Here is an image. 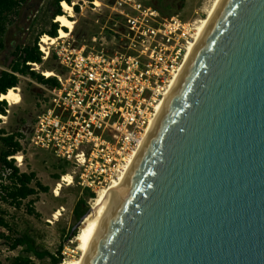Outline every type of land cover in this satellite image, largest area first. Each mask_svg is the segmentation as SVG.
<instances>
[{
	"label": "water",
	"instance_id": "95a60500",
	"mask_svg": "<svg viewBox=\"0 0 264 264\" xmlns=\"http://www.w3.org/2000/svg\"><path fill=\"white\" fill-rule=\"evenodd\" d=\"M80 264H264V0L219 1Z\"/></svg>",
	"mask_w": 264,
	"mask_h": 264
},
{
	"label": "built area",
	"instance_id": "2783aa9c",
	"mask_svg": "<svg viewBox=\"0 0 264 264\" xmlns=\"http://www.w3.org/2000/svg\"><path fill=\"white\" fill-rule=\"evenodd\" d=\"M129 1L115 3L116 14L124 17V21H112L110 27L104 26L92 34L87 43L77 44L72 31L64 38H59L58 34L55 42L46 34L37 36L35 44L41 52V63L25 62V65L30 72L40 73L45 79L54 78V85L31 82L9 66L0 64V74L7 72L18 79L17 86L11 90L20 89V82L24 80L43 91L37 102L40 111L30 127L17 131L21 135L15 140L21 151L7 157L8 161L14 160L18 169L25 150L47 151L64 162L66 172L60 175L58 182H68V177L70 182H78L92 191L91 184L116 179L129 154L139 146L154 117L157 102L182 64L194 26L182 23L175 16L161 21L157 11L150 8L141 11L140 5L128 4ZM63 3L67 2H59L62 15L71 19L63 10ZM101 4L102 0H71L69 3L73 13L85 8L96 11ZM124 4L140 15L125 13ZM38 14L36 9L26 19L21 32L22 47L31 35L32 42L37 35L30 26H38ZM56 18L52 19L53 23ZM43 37L49 40L42 43ZM122 41L127 43L120 45L118 51L112 50ZM51 59L56 64L54 69H49L51 76L36 69ZM2 102L6 105L0 112V129L6 131L11 105L8 100H2L0 94ZM6 134L11 133L6 131ZM0 182H8L5 175Z\"/></svg>",
	"mask_w": 264,
	"mask_h": 264
},
{
	"label": "rangeland",
	"instance_id": "374dc122",
	"mask_svg": "<svg viewBox=\"0 0 264 264\" xmlns=\"http://www.w3.org/2000/svg\"><path fill=\"white\" fill-rule=\"evenodd\" d=\"M40 0H25L20 8L19 15L15 18V23L9 25L4 35L5 47L0 52V64L4 67L9 66L13 60L11 51L20 44L21 33L20 28L27 24L26 19L29 14H33L36 9L39 10L37 15L38 26L33 30V34L40 29L44 31L49 28V19L52 13V1L45 0L42 7L39 8ZM213 0H130L128 4L141 6V11L144 8H150L159 13V20L164 21L170 17H177L182 23L195 26L198 19L206 16V10L210 7ZM120 0H102L101 6L96 11H91L85 8L81 12H74L71 20L75 22L71 35L76 39L77 44L87 43L92 34L97 33L102 27H110V23L118 20L120 23L124 21V17L116 14L115 3ZM128 4L122 7L128 15H140L134 11ZM58 24V23H57ZM63 28H59V30ZM65 32L68 31L65 28ZM20 33V34H19ZM59 34V33H58ZM48 36V35H47ZM127 42H118L112 47V50H120V45H125ZM56 64L50 60L39 70L54 69ZM44 69V70H43ZM40 74V73H38ZM25 77L31 82L37 83V78L32 77L30 73ZM21 102L10 107V115L6 126L7 133H14L21 130H28L32 120L40 111V106L37 105L41 99L43 91L33 83L22 80L20 82ZM22 172H33L36 175L35 180L39 181L47 190L37 191L36 195L28 197L17 208L3 202L0 199V219L8 226L7 228L0 225V234H4L9 239L0 236V264H8L15 256L23 254L21 247L12 249L10 244L12 239L24 234L32 236L39 250L48 251L51 254H56L60 250L62 255V263L77 258L79 256L76 250V235L79 233L83 215L91 211L92 199L87 197L84 186L78 182H72L70 186L62 183L59 196H55L56 185L61 174L66 172L64 162L53 157L49 152L37 149H27L23 154ZM59 176V177H58ZM109 182H96L91 184L92 191L97 196L99 190L106 186ZM34 187V182L31 183ZM94 197V198H95ZM29 200H33L32 207H29ZM85 201V205L81 208L87 211L80 217L76 218L74 209L79 201ZM30 208L34 213H30ZM58 220L53 219L54 212H59ZM71 228V235L66 236ZM74 234V236H73ZM24 255V254H23ZM35 264H49L48 259L39 261L30 255Z\"/></svg>",
	"mask_w": 264,
	"mask_h": 264
},
{
	"label": "trees",
	"instance_id": "16d2710c",
	"mask_svg": "<svg viewBox=\"0 0 264 264\" xmlns=\"http://www.w3.org/2000/svg\"><path fill=\"white\" fill-rule=\"evenodd\" d=\"M65 1L68 4L71 0H53L52 3V13L51 18L49 19V28L44 31L40 29L37 31V35L34 38V41L27 40L24 46L22 47L20 44H17L15 48L11 51V55L13 56L12 63L9 65L10 69L13 72H18L22 75H26L30 73L32 77L37 78L38 84H56V80L54 78L45 79L42 75L28 70V66L25 65V62L30 63H41V52L38 50L36 46L37 36L41 34H46L51 38H55L58 33L57 30L59 26L57 23H53L52 19L58 15H62V11L59 6V2ZM25 0H0V52L4 49V35L9 25H13L15 23V18L19 15L20 8ZM75 11H78V8H75ZM20 28V33L22 29ZM30 29H35V26H30ZM63 30L66 31L65 28ZM19 33V34H20ZM54 61L53 59H51ZM18 84V79L16 76L9 74L7 72H1L0 74V94H5L11 88L16 87ZM6 103H0V112H3L2 106H5ZM19 132H14L11 134H6L4 129H0V180L3 176H6L8 182H0V199L8 203L13 207H19L24 200L28 197L36 195L37 191L45 192L47 190L46 187L42 186L39 181L35 180L36 175L33 172L27 173L22 172L16 166H14V160L8 161L7 157L13 156L19 151H21V146L18 141L15 140L16 136H20ZM59 177V176H58ZM34 182V187H31V183ZM87 197L94 198L95 193L90 191L88 188H85ZM32 207L33 200H29L28 202ZM82 205H85V201L81 200L76 204L74 209V215L76 218H80L87 209L81 208ZM30 213H34L33 209L30 208ZM0 225L9 230V226L0 219ZM10 232H13L9 230ZM71 235V228L67 232L66 236ZM1 237H5L9 239L4 234H0ZM74 236V234H73ZM12 249L17 247H21V252L24 254H19L15 256L8 264H35L31 259L30 255H32L35 259L42 261L43 259H48L49 264H61L62 263V255L60 250L56 252V254H51L45 250H39L34 238L29 236L28 234H24L22 236L15 237L12 239L10 244Z\"/></svg>",
	"mask_w": 264,
	"mask_h": 264
},
{
	"label": "bare ground",
	"instance_id": "6f19581e",
	"mask_svg": "<svg viewBox=\"0 0 264 264\" xmlns=\"http://www.w3.org/2000/svg\"><path fill=\"white\" fill-rule=\"evenodd\" d=\"M219 1L220 0H213L210 7L205 12L206 16L204 18L198 19L195 22V26H194L193 34H192V40L187 44V47L185 48V54L183 57L182 64L179 67L178 71L170 79L168 85L165 88V91L163 92L162 98L157 102V105L155 107L154 117L149 121V125L145 131V134L142 137V140H141L139 146L131 154H129V156L126 159V164H125L124 168L122 169L121 173L117 176V178L112 180L111 182H109L106 186H103L99 190L97 196L92 199L91 211H90L89 215H87L84 218V220L82 221L80 231L75 237L76 242H77L76 250L78 251L79 256L77 258H73V259L65 262L64 264H80L81 263L84 255L88 249V246L90 244V231L97 226V224H98L102 214L104 213L109 201L111 200L116 188L118 187L122 177L124 176L127 168L129 167L132 159L134 158L136 152L138 151V149H139L141 143L143 142L145 136L147 135L151 125L153 124L158 112L160 111L164 101L166 100L170 90L172 89L176 79L178 78L182 68L184 67L188 57L190 56L193 48L195 47L198 39L200 38L204 28L206 27L209 19L211 18V16H212L214 10L216 9ZM62 6H63V10L68 14V16L73 17V12H72L70 5L67 3H63ZM96 6H99L98 2H96ZM56 23H58L62 28H67L68 31H72L73 25L75 24V22L73 20H71V19H69L63 15L57 16ZM67 32L60 29L58 32L59 38L66 37ZM47 37H49V36H47ZM47 37H43V40L41 42L46 43V41L49 40ZM52 39H53L52 42H55L54 38H52ZM40 68L41 67L38 66L36 69L40 70ZM42 72H44V74H46L47 76H51V72L48 69L44 70ZM17 91H20V89H17V90L16 89H14V90L10 89L5 94H2V100H8L11 106L19 104L21 102V96L19 93H17ZM18 160H21L20 156H18ZM66 180L68 182H62V183H65L66 186H70L72 184V182L69 181L68 177L66 178ZM62 183L61 182L57 183L56 189L54 191L55 196H59L60 189L62 187ZM58 216H60V211L54 212L53 219L58 220L57 219Z\"/></svg>",
	"mask_w": 264,
	"mask_h": 264
},
{
	"label": "flooded vegetation",
	"instance_id": "af4514ba",
	"mask_svg": "<svg viewBox=\"0 0 264 264\" xmlns=\"http://www.w3.org/2000/svg\"><path fill=\"white\" fill-rule=\"evenodd\" d=\"M44 1L45 0H40L39 2H41V3L39 5H42ZM52 3H53V1H52Z\"/></svg>",
	"mask_w": 264,
	"mask_h": 264
}]
</instances>
